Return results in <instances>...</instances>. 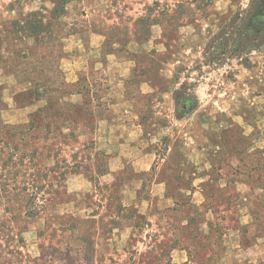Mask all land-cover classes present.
Listing matches in <instances>:
<instances>
[{
  "label": "rangeland",
  "instance_id": "rangeland-1",
  "mask_svg": "<svg viewBox=\"0 0 264 264\" xmlns=\"http://www.w3.org/2000/svg\"><path fill=\"white\" fill-rule=\"evenodd\" d=\"M252 1L73 0L61 13L56 0H0V121H26L66 80L87 123L81 144L31 139L37 156L2 169L20 217L0 196V264H264V17ZM17 90L42 97L19 110Z\"/></svg>",
  "mask_w": 264,
  "mask_h": 264
},
{
  "label": "trees",
  "instance_id": "trees-1",
  "mask_svg": "<svg viewBox=\"0 0 264 264\" xmlns=\"http://www.w3.org/2000/svg\"><path fill=\"white\" fill-rule=\"evenodd\" d=\"M73 0H56V5L58 6L56 11H60L61 13L64 9L65 4L71 3ZM252 13L256 16L254 20H259L260 15L264 17V0H253ZM33 16V15H32ZM26 23L31 25V21L29 19L26 20ZM18 24V22H17ZM31 28V27H30ZM58 50H54L49 52L48 54H44V58L39 63L46 62L48 58L55 59V62L58 56L53 55ZM44 62V63H45ZM35 72L40 77V74L45 73V69L40 66ZM43 71V72H42ZM55 73V72H54ZM47 75V74H46ZM50 79L51 77L48 76ZM39 80V79H38ZM5 87H3L4 89ZM14 97V105L17 109L22 110L33 106V103L40 101L41 95L37 91L28 92L23 94L21 91L14 93L12 92ZM59 94V95H58ZM81 95L83 96V90L78 86H73L66 82V80L62 81L61 86L57 89V96L59 100H55L56 97L52 95H48L45 99L47 101V107H39L35 111L29 113L27 115V120L22 122L9 123V121L2 119L0 121V143H3L7 146L8 149H11L13 152L5 153L3 148H0V180L2 178L3 172L2 169L4 167L9 166L11 164L13 170H16L15 175L19 173V164L24 163V159L29 157H36L39 149V145H31V139L43 140L48 142L52 140L53 143L51 145H44L49 150H52L55 146L58 147V150L62 149L64 145L71 144H81L80 137L78 135L79 129L86 127L87 123L81 121L76 118L81 115V104L83 101H74L72 100V96ZM0 103L3 108H0V111L3 112L7 107L4 104V101L0 99ZM65 125H68L69 130H65ZM3 137V138H2ZM71 143V144H70ZM31 152L30 155L27 153ZM7 154V155H6ZM76 154V153H75ZM16 155L18 157H16ZM99 153L95 156V158H88V160L93 161V165L88 166V170L90 171V180L92 182H96V177L98 175L104 173L102 169V164H100ZM77 157V155H75ZM74 156V157H75ZM82 165V162L76 163L73 167L72 173H79L78 168ZM66 172L60 171L57 178H65ZM123 180V179H122ZM44 186H40L42 190ZM39 189V186H38ZM17 190V188H13V191ZM12 191L9 188L8 183L4 184L0 183V196L7 198V208L13 209L15 211L16 216H12L11 220L17 222L19 220L20 215L16 211L18 208L15 207V203H11V195ZM25 206L31 208L33 206V202H27ZM40 207V205H37ZM41 207H44L42 205ZM31 216V213H28Z\"/></svg>",
  "mask_w": 264,
  "mask_h": 264
},
{
  "label": "crops",
  "instance_id": "crops-1",
  "mask_svg": "<svg viewBox=\"0 0 264 264\" xmlns=\"http://www.w3.org/2000/svg\"><path fill=\"white\" fill-rule=\"evenodd\" d=\"M46 63H48V66H49V64L51 63V64H55V59H53V58H48L47 60H46ZM45 71H46V73H49V71H50V68L49 67H45ZM52 74H54V71H52ZM45 100V99H44Z\"/></svg>",
  "mask_w": 264,
  "mask_h": 264
}]
</instances>
